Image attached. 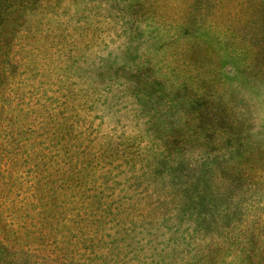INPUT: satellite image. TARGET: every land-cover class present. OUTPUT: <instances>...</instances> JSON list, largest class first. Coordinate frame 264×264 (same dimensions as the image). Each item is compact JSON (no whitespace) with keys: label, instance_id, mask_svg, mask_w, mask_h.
Masks as SVG:
<instances>
[{"label":"rangeland","instance_id":"rangeland-1","mask_svg":"<svg viewBox=\"0 0 264 264\" xmlns=\"http://www.w3.org/2000/svg\"><path fill=\"white\" fill-rule=\"evenodd\" d=\"M112 1L124 0H0V73L6 70L9 75L2 89L4 96L1 95L4 113L0 118V144L16 158L9 173L8 164H2L5 171L0 178V237L8 238L14 250L8 254L0 247V264H34L42 258L44 261L55 259L63 252L69 258H87L106 264L113 261L191 264L196 258L199 232H189L184 210L167 206L165 211L172 213L157 220L148 213L150 203L156 206L161 203L146 191L147 187L158 188L166 178L158 176L146 182L140 180L132 165L122 163L119 158L108 162L94 158L98 144L106 140L116 144L121 136L133 139L129 142H141L144 151L151 148V134L145 130L143 115L135 112L132 119L128 118L131 102L115 90L107 95L108 85L116 88L114 82L106 80L113 76V70L140 61L139 57L135 61L138 55H144L143 60L156 56V66L145 65L146 70L154 74L164 68L170 83L185 68L162 67L160 60L166 53L155 51L152 41L145 42L138 36L130 43L135 50L128 49L129 43L119 36L121 23L135 18L128 11L124 16L114 12L116 6ZM34 6H41L30 15L35 27L26 31L23 26L28 11ZM203 16L205 25L200 33L209 48L213 45L214 51L195 48L186 57L205 79L198 76L199 86L225 89L233 82L230 73L234 67L227 62L231 58H226L224 50L238 47L239 41L216 27L222 21L213 15L212 3ZM209 22L212 24L208 25ZM254 69L264 79V62L257 63ZM227 90L229 98H240L232 88ZM155 100V96L151 97L145 106H151ZM251 110L260 112L255 107ZM160 129L161 126H154L152 130ZM82 131H86L84 136L89 140L78 139ZM76 138L80 149L83 146L89 149L87 155L79 151L81 162L87 164L85 184L89 180V187L100 188L96 194L103 197L107 210L122 206L123 211L115 214L121 224L116 230L117 244L112 251L104 252L102 246L103 240H109L115 230L107 214L101 221H95L93 213L80 221L73 215L72 204L60 206L59 203L63 191L60 177L67 183V195L75 185ZM179 166L185 171L184 162ZM45 201L48 208L39 207ZM205 208L202 202L195 207L199 212ZM42 216L46 219L44 223L40 221ZM216 216L212 214L209 223ZM89 220L95 228V241L90 246L86 240L91 231ZM77 232L83 233L81 238L75 237ZM85 245L88 250L82 248ZM226 264L238 263L228 260Z\"/></svg>","mask_w":264,"mask_h":264},{"label":"trees","instance_id":"trees-1","mask_svg":"<svg viewBox=\"0 0 264 264\" xmlns=\"http://www.w3.org/2000/svg\"><path fill=\"white\" fill-rule=\"evenodd\" d=\"M209 3H212L213 15L221 17L222 23L216 27L239 41L238 47L223 49L226 58H231L227 62L234 67L230 73L233 82L225 89L209 90L199 86L196 83L198 76L205 79L199 68L196 69L186 57L193 54L195 48L204 51L209 48L200 33ZM113 4L116 6L114 12L124 16L128 11L135 18L132 22L121 23L122 35L119 36L129 43L128 49L133 48L130 43L138 36L145 42L152 41L155 51L166 53L160 60L164 64L162 67L185 68L176 81L167 83L164 68L154 74L146 70L145 65L156 66V56L143 60L144 55H138L135 61L138 57L140 61L112 71L113 76L106 80L114 82L116 88L108 85L107 95L115 90L131 102L132 112L128 118L132 119L135 112L143 115L145 130L151 134V148L144 151L141 142H129L133 139L121 136L116 144L107 140L98 144L94 149L95 160L108 162L119 158L122 163L132 165L140 180L146 182L158 176L166 178L158 188L147 187L146 191L158 197L161 203L157 206L150 203L148 213L157 220L172 213L165 211L167 206L185 211L189 232H199L196 258L191 264H226L228 260L238 264H264V79L254 71L257 63L264 62V0H124ZM40 7L34 6L28 11L24 30L34 29L35 20L30 15ZM179 37L181 41L175 43ZM209 50L214 51L213 45ZM8 77L6 70L0 73L1 119L4 113L1 95L4 96L2 89ZM229 88L240 98H229ZM153 96L157 100L151 106H145ZM251 107L260 112L254 113ZM154 126H161V129L154 131ZM85 133L82 131L78 139L89 140ZM75 141L78 142L77 138ZM1 145L0 178L5 171L2 164H8L9 173V167L16 159ZM80 145L76 143L74 151L75 185L72 193L67 195V183L63 176L60 177L63 191L59 203L60 206L67 202L72 204L73 215L80 221L93 214L97 218L95 221H101L107 214L108 222L115 230L110 233L109 240H103L102 246L104 252L112 251L117 244L114 241L116 230L121 224L115 214L123 211L122 206L107 210L102 196L96 194L100 188L89 187V180L85 184L87 164L81 162L79 151L87 155L89 149L85 146L80 149ZM183 162L185 171L179 166ZM198 202L206 207L204 211H196ZM43 203L44 206L41 202L39 207L47 209V202ZM212 214L217 216L209 223ZM40 221L44 223L45 216L40 217ZM92 223L89 220L91 231L86 239L89 246L95 241ZM82 234L77 232L75 237L81 238ZM8 242V238L0 237L1 249L10 254L14 249ZM88 245L82 248L86 249ZM60 254L55 259L44 261L42 258L34 264H106L87 258H69L66 252ZM107 264H118V261Z\"/></svg>","mask_w":264,"mask_h":264}]
</instances>
